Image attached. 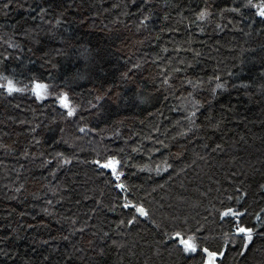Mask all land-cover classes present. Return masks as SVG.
<instances>
[{
	"label": "trees",
	"instance_id": "1",
	"mask_svg": "<svg viewBox=\"0 0 264 264\" xmlns=\"http://www.w3.org/2000/svg\"><path fill=\"white\" fill-rule=\"evenodd\" d=\"M246 3L0 0V72L28 88L0 89V264H202L172 239L189 230L218 264H264V18ZM225 207L256 228L243 256Z\"/></svg>",
	"mask_w": 264,
	"mask_h": 264
},
{
	"label": "snow or ice",
	"instance_id": "2",
	"mask_svg": "<svg viewBox=\"0 0 264 264\" xmlns=\"http://www.w3.org/2000/svg\"><path fill=\"white\" fill-rule=\"evenodd\" d=\"M245 7H251L255 9V14L261 18H264V0H258L257 3H253L252 0H247V3L244 5ZM5 7H8L6 4ZM41 12H44V9H40ZM230 11L233 12H239V8H231ZM208 15V12L206 9H202L200 13L198 14V19H204V17ZM145 20L148 19V17L144 18ZM143 23V21L141 22ZM10 47H15V45H10ZM8 59V54H4V60ZM135 67V66H134ZM164 83H168V78L165 77ZM222 85H217V87H221ZM0 89L3 90V92L7 94H12L14 92H24L27 91V86L25 87H19L17 86V82L11 78L9 75L4 74L3 72H0ZM31 91L35 95V98L37 100L43 99L45 96L48 95H55L56 96V102L60 105L61 108L66 110V114L68 117H72L76 114V106L73 105L69 94L67 92H59L54 93L49 91V85L46 83L39 82L36 79H33L31 81ZM215 91V89L213 90ZM101 99L100 96L96 97V100L99 101ZM194 115V113H190V116ZM85 127L80 128L81 132L85 131ZM59 155V154H58ZM63 163H68L67 160H64ZM94 164L98 165L102 169H109L111 171V175L115 178L116 184L115 186L119 189H125V185L121 182V176L122 172L120 171L118 165L121 163L115 156H108L105 160L101 161L100 159H97L93 161ZM259 188L261 191H264V183L259 185ZM239 191V189H237ZM246 194L240 193L236 197V200L239 201L242 199ZM228 200H232L233 197L228 196ZM135 208L136 213L139 214V216L147 217L149 215L148 211L145 209V207L141 204H133L131 201L124 204L125 208L129 207ZM245 212H241L238 210L233 209L232 207H225L223 210L219 211V216L221 218H231L234 220V223L230 225L231 232L224 234V244L228 243H236L237 239L242 241V244L239 249V254L241 256L246 254L247 249L250 247L251 242L254 240V234H256V228L248 226L242 219ZM264 214V209H261V212L256 214L255 219L257 220V226L260 227L264 221L260 220L261 215ZM136 219L135 216H133V219H130L128 221L129 224H132L133 221ZM199 230H197L198 232ZM173 235L178 239L179 244L182 247V251L185 253H196L199 251L201 255V262L202 264H218V258H221L225 255V250L223 247L217 248L213 250L206 244L204 246H201V238L195 233L189 232L186 234L181 231H176L173 233ZM259 235L264 236V233H260ZM204 241L207 240V237L203 238Z\"/></svg>",
	"mask_w": 264,
	"mask_h": 264
},
{
	"label": "water",
	"instance_id": "3",
	"mask_svg": "<svg viewBox=\"0 0 264 264\" xmlns=\"http://www.w3.org/2000/svg\"><path fill=\"white\" fill-rule=\"evenodd\" d=\"M142 217V216H141ZM172 239L175 241V240H178L175 236L172 237Z\"/></svg>",
	"mask_w": 264,
	"mask_h": 264
}]
</instances>
